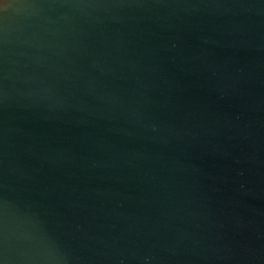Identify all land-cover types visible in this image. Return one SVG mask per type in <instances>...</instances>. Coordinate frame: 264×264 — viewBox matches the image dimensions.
Wrapping results in <instances>:
<instances>
[{
  "label": "water",
  "instance_id": "water-1",
  "mask_svg": "<svg viewBox=\"0 0 264 264\" xmlns=\"http://www.w3.org/2000/svg\"><path fill=\"white\" fill-rule=\"evenodd\" d=\"M0 264H264V0H0Z\"/></svg>",
  "mask_w": 264,
  "mask_h": 264
}]
</instances>
